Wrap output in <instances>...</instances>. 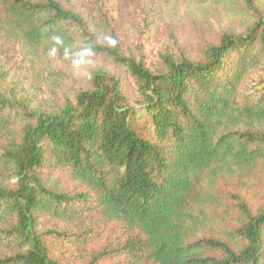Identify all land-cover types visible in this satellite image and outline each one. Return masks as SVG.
Listing matches in <instances>:
<instances>
[{
    "label": "trees",
    "instance_id": "obj_1",
    "mask_svg": "<svg viewBox=\"0 0 264 264\" xmlns=\"http://www.w3.org/2000/svg\"><path fill=\"white\" fill-rule=\"evenodd\" d=\"M255 1L242 0L256 17L245 34H224L196 61L161 55L152 71L117 45L98 44L83 17L57 0H0V32L19 45L33 78L52 74L47 52L61 35L73 52L88 47L123 66L138 93L130 105L119 81L97 72L90 89L44 111L28 93L0 89V180L15 181L0 182V246L13 252L0 264H59L47 244L55 232H41V220L93 209L132 233L116 250L127 261L264 264V210L252 216L241 207L245 221L225 241L199 238L212 230L216 183L264 167V16ZM55 59L65 60L63 48ZM57 170L83 191L58 190Z\"/></svg>",
    "mask_w": 264,
    "mask_h": 264
},
{
    "label": "rangeland",
    "instance_id": "obj_2",
    "mask_svg": "<svg viewBox=\"0 0 264 264\" xmlns=\"http://www.w3.org/2000/svg\"><path fill=\"white\" fill-rule=\"evenodd\" d=\"M57 1L83 17L98 44L114 47L106 39L113 38L123 55L143 62L152 71L162 68L161 55L199 60L202 50L217 44L224 34H245L256 22V17L242 9V0L190 8L179 7L169 0ZM255 5L264 16V0H256ZM89 60L79 70L73 69L70 60H50L47 65L52 74L35 79L24 64L19 45L0 32V89L15 90L19 97L26 92L32 107L50 111L62 105L67 96L90 89V77L103 72L116 78L128 103L136 105V83L123 66L102 54ZM52 178L58 190L83 191L67 171L57 170ZM0 182L9 188L15 184L5 173ZM214 191L218 200L208 209L212 230L202 232L199 238L225 241L227 234L245 221L241 207L252 216L264 210V167L241 182L219 181ZM40 231L55 232L47 244L52 258L59 264H138L116 252L117 246L132 233L118 222H106L95 209L83 211L72 220L42 219ZM228 243L238 247L236 243ZM10 251L0 246V256L12 254Z\"/></svg>",
    "mask_w": 264,
    "mask_h": 264
},
{
    "label": "clouds",
    "instance_id": "obj_3",
    "mask_svg": "<svg viewBox=\"0 0 264 264\" xmlns=\"http://www.w3.org/2000/svg\"><path fill=\"white\" fill-rule=\"evenodd\" d=\"M53 45L48 49V56L50 59H55L58 51L63 48V58L65 60H70L71 66L75 70H79L82 65L90 63L89 58L94 55L91 48H83L79 51L73 52L69 46L65 45L64 38L61 35H53L51 37ZM110 46H115L116 41L113 38H106Z\"/></svg>",
    "mask_w": 264,
    "mask_h": 264
}]
</instances>
